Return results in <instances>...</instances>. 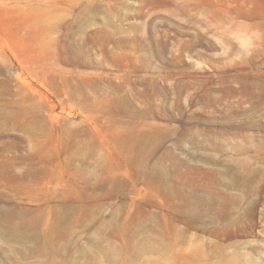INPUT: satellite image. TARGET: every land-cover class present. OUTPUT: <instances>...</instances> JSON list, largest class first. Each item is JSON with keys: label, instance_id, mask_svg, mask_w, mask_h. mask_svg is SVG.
<instances>
[{"label": "rangeland", "instance_id": "rangeland-1", "mask_svg": "<svg viewBox=\"0 0 264 264\" xmlns=\"http://www.w3.org/2000/svg\"><path fill=\"white\" fill-rule=\"evenodd\" d=\"M263 257L264 0H0V264Z\"/></svg>", "mask_w": 264, "mask_h": 264}, {"label": "bare ground", "instance_id": "bare-ground-1", "mask_svg": "<svg viewBox=\"0 0 264 264\" xmlns=\"http://www.w3.org/2000/svg\"><path fill=\"white\" fill-rule=\"evenodd\" d=\"M146 157H147V155H146ZM263 194V193H262ZM214 203V202H213ZM205 207V206H204ZM6 209V208H5ZM213 209V208H212ZM224 210V209H223ZM255 211V210H254ZM4 212V211H3ZM6 212V211H5ZM209 212V211H208ZM208 216V215H207ZM215 216V215H214ZM223 216V215H222ZM212 221V220H211ZM240 221V220H239ZM216 222V221H215ZM218 222V221H217ZM216 222V223H217ZM213 223H214V221H213ZM252 226V225H251ZM215 227H217V226H215ZM249 229H250V227H249ZM220 231H221V229H220ZM227 233V232H226ZM213 234V233H212ZM211 234V235H212ZM220 234V233H219ZM177 235V234H176ZM225 235H227V234H225ZM236 235V234H235ZM218 237H219V235H218ZM170 238V237H169ZM221 238H222V236H221ZM231 239V238H230ZM234 239V238H233ZM214 243V242H213ZM253 245V244H252ZM223 246V245H222ZM210 247V246H209ZM205 250V249H204ZM223 250V249H222ZM224 250H226V249H224ZM174 252V251H173ZM222 252V251H221ZM218 253V252H217ZM162 254V253H161ZM239 255H240V251H238V250H236L233 254H232V258L233 257H235V259H238L239 258ZM185 256V255H184ZM204 257V256H203ZM222 257V256H221ZM230 258V257H229ZM264 258V257H263ZM262 258V259H263ZM140 259V258H139ZM163 259V258H162ZM215 260V259H214ZM211 261V260H210ZM220 261V260H219ZM145 264V263H144Z\"/></svg>", "mask_w": 264, "mask_h": 264}]
</instances>
